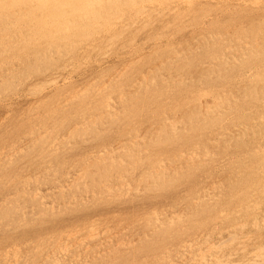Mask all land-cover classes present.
I'll return each mask as SVG.
<instances>
[{
	"label": "bare ground",
	"instance_id": "obj_1",
	"mask_svg": "<svg viewBox=\"0 0 264 264\" xmlns=\"http://www.w3.org/2000/svg\"><path fill=\"white\" fill-rule=\"evenodd\" d=\"M13 14L17 15L14 17ZM22 18L23 21L25 18L29 20L23 22ZM178 35H182L181 39ZM148 41L151 43L144 49L142 44ZM55 45L76 51L81 54V60L73 58L77 56L74 54L69 60V72L64 76L50 75L52 91L55 94L64 91V100L57 103L59 111H56L57 107L52 114H47L50 118L36 120L42 123L53 121L50 124L53 129L45 127L39 131L40 137L48 136L57 127L58 133L67 137V141L77 140L81 135L89 134L86 125L90 120L104 126L93 132L97 138L102 136L101 139L107 138L105 135L114 129L119 130L118 133L123 131V134L126 130V135L131 136L130 128L138 121L141 125H148V130L152 127L150 122L156 126L147 132L151 153L131 161L128 173L134 176L136 184H144L145 201L153 200L158 205L135 217L140 242L130 246L122 243L109 245L102 254L107 256L101 258L97 252L93 262L137 264V261L150 258L147 264H264V0H0V65L13 61L35 65L43 58L47 59L48 53H52L50 48ZM41 50L44 51L42 55L39 54ZM117 52H127L125 64L112 68L111 72L110 68L100 70L92 84H84L88 80L80 85L74 84L73 74L77 70L73 64H83L84 56L87 58L90 54L109 62ZM24 56L32 58L31 63L27 59L24 61ZM65 57L59 60L64 62ZM145 61L152 66L145 67ZM67 62L61 63L60 68L68 69ZM161 73H164L162 77H167L164 80L160 77L159 81ZM124 88H128L130 94L150 95V99L145 100L144 96L141 105H133L122 94ZM115 90L121 91L117 101L109 93ZM90 91H96V99L84 103V97ZM74 103L78 104V111L73 112V118L81 117V121L68 127L70 111L76 107ZM128 105L130 111L126 109ZM84 108L89 114L82 118ZM28 119L37 130L36 121L30 123ZM26 134L32 138L35 131L29 130ZM120 150L104 148L92 163L99 171L109 164H103L104 156ZM47 157L54 159V154L48 153ZM8 161L14 163V160ZM48 165L51 167L50 163ZM83 166L80 169L83 174L92 167ZM144 166L147 171H140ZM28 190L20 189L19 194H15L22 199L27 196L22 194H27L25 191ZM38 193L33 195L34 199L40 195ZM63 199L61 197L62 203ZM82 204L78 202L76 206ZM139 206H145V203ZM175 208L185 213L177 215L171 211ZM36 209L38 212L39 208ZM53 214L49 219L59 216ZM39 216L42 218L43 215ZM87 231L89 239L95 235L92 225ZM129 250L140 255L126 257L116 254ZM66 253L58 254L64 264H84L87 261L79 253L72 258H69L71 254L66 257Z\"/></svg>",
	"mask_w": 264,
	"mask_h": 264
},
{
	"label": "rangeland",
	"instance_id": "obj_2",
	"mask_svg": "<svg viewBox=\"0 0 264 264\" xmlns=\"http://www.w3.org/2000/svg\"><path fill=\"white\" fill-rule=\"evenodd\" d=\"M16 15L17 14H13L12 16L15 17ZM25 20H26V22H28L27 20H29V19L25 18L24 21ZM22 21H23V18H22ZM181 37H182V35H178L179 39H181ZM176 39H177V37H176ZM150 43L151 42L148 41L146 44H142L144 49L148 48V45ZM60 47L61 46H59V45H55V46L51 47L50 52H52V53H48L49 54L47 56L48 60L46 58L45 59L43 58L40 62L36 63L35 65H28L26 63L22 65L21 61H19V62L13 61L10 64L8 63L6 65H0V156H1L0 160L2 159L0 161V166H2V168H0V177L2 178V179L0 178V264H7V263L8 264H11V263L12 264H38V263L50 264L51 263L50 261H52L51 264H57V263L59 264V263H62V261H60L61 258H58V256L60 254L66 253L68 250H69L68 254L66 253V255H68V256H66V257H69V255L71 254L69 258H72L75 254L79 253L81 258L85 257L84 260L85 261L87 260L84 264H97L96 262H93L94 257L98 256V255H96V253L97 252L100 253L99 256H102L101 258L107 256L106 254L105 255H102V254L108 249L107 247L109 245L116 244V243H122L123 246H130V245H135L136 243L140 242L141 241L140 232L138 230L139 226L135 222V220H136L135 217L136 216L140 217V215H142L143 213H145L148 210L154 209V207H157V205H158V204H154V202H152L153 200L150 202L145 201L144 197H145L146 189L144 188V184H142V185L136 184L135 181L133 180L134 176H131L128 173L129 167L132 166V165H130L131 161H133L135 159H139L140 157H145L146 155L151 153L149 151L150 150L149 149V142H148L147 138H148V133L150 131H152L153 129H155V127H156L152 122H150L152 124V127L150 128V130H148L149 129L148 125H146V124L141 125L139 123V121L136 123H133L134 125H132L131 126L132 128H130L131 136L126 135V130H124V134H123L122 133L123 131L118 133L119 130L115 131V129H114V131H111L110 133H107L105 135V136H107V138L101 139L102 136L97 138V136L95 137L94 133H96L97 130L99 131V129L104 127V126H102L101 124H96L91 120L86 125L87 129L89 130V134L88 135L83 134V135H81V137H78L77 140H71V141L68 140L67 141V139H66L67 137H65V136L61 137V135L58 133V131H60V130H58L57 127L54 131L51 130L50 134L48 136H46V137H40L39 136V133L45 127L49 128V130L53 129L50 126V124L53 123V121L50 122V120H48L49 122L45 121L42 123V122H38L36 120H38V119L41 120L43 118L45 120H47L46 118H50V116H48L47 114H49V113L52 114L53 110L58 107L57 103L64 100V95H63L64 91L62 94H55L50 87L49 79L51 80V78L54 76H59V75L64 76L67 72H69L70 65H71L70 64L71 62L69 63V60L71 59L70 57L77 55L73 58H79V62L81 60L80 59L81 54H79V53L77 54L76 51L65 50L66 48L63 49V47H61V48ZM51 49H52V51H51ZM61 49L63 50V53H62ZM43 53H44L43 50H41V52H39L40 55H42ZM59 53L61 55H59ZM125 53H127V52H117V54H114V56H112L113 58L111 57L112 59L109 61L110 63L104 62L100 58H97L98 59L97 60L96 57L93 56L92 54H90V55H92L91 57H90V55H87V58L84 56L85 59L82 57L85 60L83 64H75V65L73 64L74 70H77V71H74L75 73L73 74V77L75 79L74 84L80 85L87 80L88 81L85 82L84 84H86V83L92 84V83H94L93 81H94V77L96 76L95 74H98L100 70L110 68V72H111L112 68H115V69L119 68L121 65L126 63V60H125L126 54ZM68 54H70V55H68ZM62 55H64L63 57L66 56L65 59H63L64 62H67V59H68V62H67V63H69L68 69L63 67L64 68V70H63V68H60V66H62L61 63L64 64V62L61 61L62 59L59 60V58H63V57H61ZM55 56H57V57L55 58ZM50 57H51V59H50ZM115 57H116V59H115ZM52 58H53V60H52ZM26 59H27L28 63H31L32 58L25 57L24 61ZM89 59H90V61H89ZM73 60L75 61V59H73ZM128 60H129V56H128ZM45 61H49V62H47L49 64V66L47 65V63H43ZM50 62H51V64H50ZM56 62L58 63V65H56L57 64ZM113 62H114V64H113ZM53 63L54 64L56 63L55 66L57 67V69H55V70L57 71L58 75H56V71L53 69V68H56V67H54ZM67 63H65V64H67ZM157 63H158V61H157ZM44 64H45V66L47 65L48 67L46 66V68H45ZM106 64H110V65H106ZM67 65H65V66H67ZM78 65H80L81 67L80 66L78 67ZM144 65H145V67H150V66H152V63L145 61ZM28 66L30 69L28 68ZM35 66H37L38 68ZM51 66H53L52 69H51ZM47 68H49L50 70H53V71H50ZM28 69L30 71H28ZM38 69H41V70L39 71ZM45 69L48 72L44 71ZM28 72H30V73H28ZM46 72L48 75L46 74ZM41 73H43L44 75L43 74L41 75ZM49 73H51V74H49ZM163 74L164 73H161L159 75V81H160V77L163 80L167 77V76L162 77ZM81 75L84 77H82ZM135 75H137V73H135ZM29 78H31V79H29ZM80 78H81V80H79ZM127 82H128V79H127ZM46 86H48V87H46ZM42 87H44V88H42ZM46 89L47 90L50 89V91H47ZM37 91H38V94H37ZM33 92H35V93H33ZM109 93H110L111 98L113 100L117 101V98L120 95L121 91L115 90V92L109 91ZM27 94H28V96H27ZM122 94L127 96L128 100H130L133 105H141L144 96L146 97V98H144L145 100L150 99V95H146V94H143L141 92L130 94V91L128 88H124L122 90ZM34 97L35 98L37 97L36 100ZM40 97H42L43 99ZM95 97H96V91L88 92V95L84 97V103L93 101L94 99H96ZM89 98H92V99H89ZM141 98H142V100H140ZM35 103H38V104H35ZM34 104H35V106L32 108V106ZM29 105L32 109L29 107ZM74 105H76V107L74 108V110L72 109L70 111L71 115H70V121L67 124L68 127H73L75 125V123H76V125L80 124V121H81V117H79V118L74 117L73 118V115H74L73 112L78 111V109H77L78 104L74 103ZM36 108H39V109L41 108V110H38ZM42 109H43V111H42ZM126 109L128 111H130L129 105H128V107H126ZM36 110H38V111H36ZM40 111L43 112V116L41 115ZM56 111H59V107L57 108ZM31 112H33L32 115H31ZM122 112L124 113V110H122ZM28 113H30V114H28ZM38 114L41 115V117H39ZM58 114H60V113H57V115ZM81 114H82V118H83V116L86 117L87 114H89V111L84 108V109H82ZM28 118H30V123H35V121H36L35 124L39 126L38 128H35L37 130L33 129V127H34L33 124H31V125L29 124ZM35 118H37V119H35ZM31 119H32V121H31ZM27 120H28V122H25ZM71 121H73V122H71ZM78 121H79V123H78ZM107 121H108V119H107ZM20 122H21V125H20ZM108 123H110V122L108 121ZM22 126H24V127H22ZM25 127H28V128L25 129ZM108 127H111V125ZM29 130L35 131V135H33L32 138L29 137V135L27 136V134H26V132ZM19 131H21V132L19 133ZM23 131H26V132H23ZM21 133L23 135H20ZM12 134L13 135L18 134V135L12 137L13 136ZM24 135H26V136H24ZM119 135L122 137H119ZM137 135L139 137L135 139L134 137ZM27 137L29 138L28 139L29 141H27ZM24 138H25V140H24ZM18 140H20V141H18ZM95 142H97V143H95ZM92 143H94V145ZM10 144L12 147L10 146ZM90 145H92V146H90ZM67 146H69V147H67ZM13 147L15 148L14 150H13ZM6 148H8L9 151ZM10 148L13 150V152H11L12 150H10ZM79 148H81V149H79ZM104 148H107V149L120 148L121 150L119 152H112V154L109 153L108 155H105L104 157L106 159L104 160L103 164H106V163H109V164H107L104 168H100L98 171V168L95 167L96 164L95 163L93 164L92 161L95 159L96 154L98 152H101ZM34 149H36V150H34ZM50 149H52V150H50ZM77 149H78V151H77ZM2 150H4V151L2 152ZM47 150H48V152H47ZM82 150H83V152H82ZM84 150H86V151H84ZM7 151L9 152L8 154H7ZM28 152L30 153V155ZM48 153L54 154V159L47 157ZM21 154H23V155L27 154V156L28 155L29 156L27 158V156L25 157L22 155L23 156L22 157ZM12 155L13 156L15 155V156L13 157ZM16 155H18L21 158H19ZM9 156H11V157H9ZM30 156H32V157H30ZM12 157H13V159H11ZM29 158H31V160ZM56 159H57V161H56ZM8 160H14V163H13V161H11L12 162L11 163ZM27 161H28V163L26 164L25 162H27ZM30 161L32 162V164ZM9 162H10V164H9ZM33 162H34V164H33ZM36 162H37V164H36ZM6 163H8V164H6ZM48 163L51 164V167L48 165ZM15 164H17L16 167H15ZM22 164H23V166H22ZM85 164H86V166H83ZM28 165L30 166L31 169L27 168ZM20 166H21V168H20ZM82 166L88 167V168H90L91 166L92 167L90 169H88L86 174L85 173L83 174L82 172H80L81 171L80 169ZM8 167H9V169H8ZM23 167L25 168L24 170H23ZM26 170H27V172H26ZM21 171L23 172V175H22V173L20 174ZM140 171L145 172L147 170L144 166V167H142V169H140ZM24 172H25V174L30 173L27 176L28 177L31 176V178H28L24 174ZM81 175H83L84 177L82 178ZM5 176H7V177H5ZM8 176H9V178H8ZM12 176H15V178ZM6 178H8V179H6ZM16 178H17V180H16ZM3 179H6V181ZM14 181H15V183H13ZM20 182H21V184H20ZM36 183H38V185H36ZM24 184H25V186H24ZM51 185H52V187H51ZM20 189H24V190L29 189L30 190V191L28 190L29 192L25 191V193H27V194L21 193L24 196L27 195L28 198H27V196L26 197L23 196L24 198L21 199L20 195L18 196V194H19L18 192ZM60 190H62V194L60 193ZM48 191H49L50 195L46 196V194H49ZM15 193H18V194L16 195ZM35 193L40 194V195H38L40 197L38 200H37L38 196H36L37 198L34 199L33 195ZM13 195H15V196H13ZM137 195H139V196H137ZM136 196H137V198H136ZM52 197L55 199L53 200ZM61 197H64L63 203H62ZM80 198H82L83 200H79ZM19 199H21V200H19ZM31 199H33V200H31ZM44 199H46V200H44ZM117 200H119V202H117ZM138 201H140V204L145 203V206L141 207V206H139L140 204L137 205ZM29 202H31V203H29ZM78 202H82L83 204L77 207L76 203H78ZM33 204H34V206H33ZM40 204H41V206H40ZM32 206H33V208H32ZM35 206H37L36 208H39L38 212H37V209L35 208ZM42 206H44V208ZM48 207H50V208H48ZM45 208H46V210H45ZM78 208H79V210H77ZM66 211L68 212L67 214L65 213ZM171 211L176 213L177 215L181 214V212L185 213V211H181L179 208H175L174 210L171 209ZM38 213H39V215H41V216L43 215L46 217L42 216V218H41L38 215ZM40 213H42V214H40ZM53 213H55V216H58V215L59 216L53 217V218L51 217V219H49L50 216L54 215ZM184 215L185 214H183V218L185 217ZM33 216H35V217H33ZM70 225H73V226H70ZM74 225H75V227H74ZM91 225L95 229V235L93 237H91L93 239H91V238L89 239L90 236H88V231H87L88 227H90ZM80 227L83 230H81ZM67 230H68V232H67ZM104 230H106L105 235H103ZM73 231L76 232V234ZM66 233H68V234H66ZM62 234L64 237L62 236ZM96 234H99V235L96 236ZM68 236H71V237H68ZM50 237H51V239H50ZM63 238L65 239V241ZM60 240H61V242L62 241L63 242L62 243L59 242ZM47 241H48V243H46ZM58 242H59V245H58ZM68 242H69V244H68ZM89 242H90V244H89ZM65 243H67V244H65ZM14 244H16V245H14ZM31 245H32V247H31ZM50 245H53V246H50ZM87 245L89 246V248ZM65 246L67 247V250H66ZM12 247H14V248H12ZM34 247H35V249H34ZM57 247H58V249H57ZM80 247H81V249H80ZM45 248H46V250H45ZM60 248H62V249H60ZM17 249H19V252H17L18 251ZM53 249H54L55 253H53ZM59 249H60V252H58ZM64 249H65V252L63 251ZM85 249H87V251ZM88 249H92L95 252V254L92 255V250L88 251ZM47 250H48V254H47ZM70 250L71 251L73 250L72 251L73 253H69ZM49 252H50V254H49ZM51 252H52V254H51ZM17 253H19V255ZM115 253H113V254H115ZM12 254H14V255H12ZM116 254H118L119 256L125 255L126 257L127 256L130 257L132 255H140V253H138L137 251H131V250L126 251V252H124V251L119 252ZM47 255H49V256H47ZM88 256H89V258H88ZM43 257H44V259H43ZM50 258H51V260H50ZM56 259H58V260H56ZM13 260H14V262H13ZM41 260H43V263H41L42 262ZM47 261H48V263H47ZM149 261H150V258H149V260L145 259L144 262L137 261V264H147ZM62 264H64V262Z\"/></svg>",
	"mask_w": 264,
	"mask_h": 264
}]
</instances>
